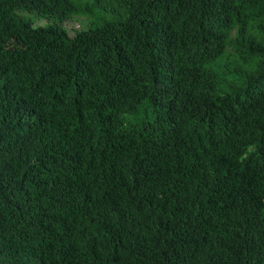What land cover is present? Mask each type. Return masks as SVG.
Here are the masks:
<instances>
[{
	"label": "trees",
	"instance_id": "trees-1",
	"mask_svg": "<svg viewBox=\"0 0 264 264\" xmlns=\"http://www.w3.org/2000/svg\"><path fill=\"white\" fill-rule=\"evenodd\" d=\"M0 264H264V0H0Z\"/></svg>",
	"mask_w": 264,
	"mask_h": 264
},
{
	"label": "rangeland",
	"instance_id": "rangeland-1",
	"mask_svg": "<svg viewBox=\"0 0 264 264\" xmlns=\"http://www.w3.org/2000/svg\"><path fill=\"white\" fill-rule=\"evenodd\" d=\"M39 25L50 23L49 20L37 21ZM66 31L72 37L76 31L82 30L86 27V21L81 19H72L64 24Z\"/></svg>",
	"mask_w": 264,
	"mask_h": 264
}]
</instances>
